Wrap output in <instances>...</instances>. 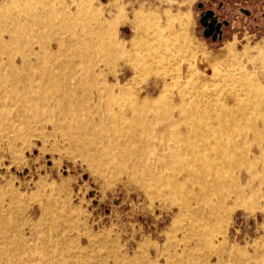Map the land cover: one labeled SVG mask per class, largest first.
<instances>
[{"label":"bare ground","instance_id":"bare-ground-1","mask_svg":"<svg viewBox=\"0 0 264 264\" xmlns=\"http://www.w3.org/2000/svg\"><path fill=\"white\" fill-rule=\"evenodd\" d=\"M133 18L132 37L118 42L116 16L94 0H0V105L47 106L91 163L137 165L220 225L233 206L264 196V85L247 84L252 61L233 51L206 58L209 81L185 14ZM45 248L0 264H54Z\"/></svg>","mask_w":264,"mask_h":264},{"label":"rangeland","instance_id":"rangeland-1","mask_svg":"<svg viewBox=\"0 0 264 264\" xmlns=\"http://www.w3.org/2000/svg\"><path fill=\"white\" fill-rule=\"evenodd\" d=\"M94 2L116 16L118 42L132 37L133 12L185 14L200 71L211 77L206 58L233 51L252 61L247 84L264 85V0ZM147 87L154 88L151 77ZM46 107L0 105V261L25 259L45 246L56 253L54 264H215L217 258L264 264L263 195L244 199L215 224L191 210L201 202L185 206L160 183L146 181L137 165L120 171L95 158L91 163L65 134L61 116L48 117Z\"/></svg>","mask_w":264,"mask_h":264}]
</instances>
